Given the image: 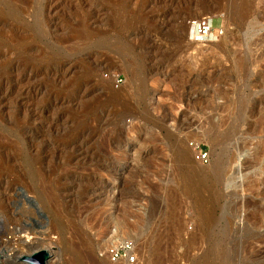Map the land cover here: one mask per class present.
Segmentation results:
<instances>
[{"label": "rangeland", "instance_id": "374dc122", "mask_svg": "<svg viewBox=\"0 0 264 264\" xmlns=\"http://www.w3.org/2000/svg\"><path fill=\"white\" fill-rule=\"evenodd\" d=\"M0 180V264H264V0H0Z\"/></svg>", "mask_w": 264, "mask_h": 264}, {"label": "bare ground", "instance_id": "6f19581e", "mask_svg": "<svg viewBox=\"0 0 264 264\" xmlns=\"http://www.w3.org/2000/svg\"><path fill=\"white\" fill-rule=\"evenodd\" d=\"M1 184H2V180H0V185ZM38 189L40 195L39 194L37 196L35 195L36 198L39 199V201H41L44 205L49 206L50 211L52 209V212L55 213L57 209V203H56L57 200H55L52 186L50 184L40 182ZM14 209H12L11 203L8 201L6 195L3 194L2 196H0V214L1 217L4 218L5 220L4 225L2 227H3V234L5 235V237H7V241H6L7 245L10 243L13 244V242L16 241L17 239L19 240V242L22 243V234L27 236H33V239L31 241L37 243L43 241L42 237L45 238L48 234L56 232L57 227L54 226H49L47 227V229L45 228L46 229V230L44 229L45 232H39L35 228L26 226L27 221H30L32 218L37 216L34 210L31 207L26 206V204L20 210H16V209L14 210ZM38 235H42V237L39 238L37 237ZM19 247H22V244ZM30 248L31 250L34 249L33 246H31Z\"/></svg>", "mask_w": 264, "mask_h": 264}, {"label": "built area", "instance_id": "2783aa9c", "mask_svg": "<svg viewBox=\"0 0 264 264\" xmlns=\"http://www.w3.org/2000/svg\"><path fill=\"white\" fill-rule=\"evenodd\" d=\"M189 33L195 40H208L220 37L224 33L221 23L215 24L214 17L209 14H198L188 20ZM196 156L200 160L208 158V152L202 148L196 151ZM105 255L112 262L126 261L137 263L139 252L136 241L133 238H116L107 246Z\"/></svg>", "mask_w": 264, "mask_h": 264}, {"label": "water", "instance_id": "95a60500", "mask_svg": "<svg viewBox=\"0 0 264 264\" xmlns=\"http://www.w3.org/2000/svg\"><path fill=\"white\" fill-rule=\"evenodd\" d=\"M40 255L41 256V260L40 261H37L39 262L40 264H43V260L48 256V253L46 250H43L41 253L39 254H36V256Z\"/></svg>", "mask_w": 264, "mask_h": 264}]
</instances>
